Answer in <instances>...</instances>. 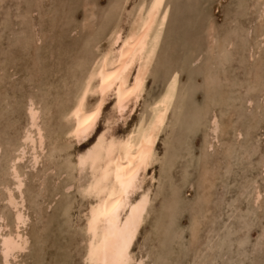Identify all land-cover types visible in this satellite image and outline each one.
I'll return each instance as SVG.
<instances>
[{
    "label": "bare ground",
    "instance_id": "1",
    "mask_svg": "<svg viewBox=\"0 0 264 264\" xmlns=\"http://www.w3.org/2000/svg\"><path fill=\"white\" fill-rule=\"evenodd\" d=\"M31 1L32 0H29L28 2L31 3ZM35 1H38V0H35ZM169 3H170L169 0H133V1L132 0H116V5H114L115 7L112 13L113 16H111L112 18L110 22H108L109 24L107 26L101 25L102 27L106 26L105 29H103L100 33L98 32L96 36L88 39L90 40V46H89L90 50L87 49L89 50V56L84 61V68L82 69L79 76L73 79V88L71 92H68L67 91L68 89L65 90L64 96L61 99V102H62L61 106L58 110L59 117L57 118V120L55 119L56 121L54 122L52 121V116H53L52 113L54 109V108L53 109L51 108L52 100L42 102L43 101L42 99L44 98L36 101L33 97H28V98L26 97L27 101H25L26 103L24 106L26 122L23 125V121H22L21 125L23 126L19 130V133L17 132L18 136H16L15 138L16 141L14 143V148L11 147V149L12 148L13 149L12 151H10L11 153L10 155L7 156L5 161L3 160L5 163L0 170V171H3L2 174L5 176V178L1 179L2 182L0 183V203L3 204L2 206L4 208L8 207V209H10V213L8 214L9 215L8 221L6 219V215H4L3 213V208L0 210V264H22V262L19 260V255L27 249L28 244L30 242L29 237L27 236L26 233H24V229H23L26 226V223L28 221V213L25 207L26 198L24 194L25 180L27 176V170L28 172L29 171L32 172L31 170H35L39 166H42V170H43L42 176L41 177L38 176L39 177L38 181L36 180L39 184H37V186H35L34 189H32L31 187L32 185L29 186L31 187V189H29L30 195L33 197L32 202H34L45 190L44 187H45L46 181L49 180L50 178L49 177L50 174L51 176L52 175L60 176L62 174V176L64 175L65 178L67 177L69 181L71 182L73 181V183L75 184V188L73 189L75 190H72V191H75V193L78 195L77 198L79 197L81 200L86 201L84 208H82L83 210L81 209L82 211L80 212V214L76 215V216H79L78 218H80V221H81V223L79 222L80 224L78 226V229L82 233V236L80 238V243L83 245V248H82L83 252L81 255V260H82L81 263L83 262L82 264H119V261L122 258L127 260V264H144L145 256L141 254L134 255L131 250V247H132L133 242H135L134 239L136 238L137 233L144 222L148 207H151V206L153 207L154 205L153 204L149 206V204L152 203V202L150 203V201L153 200L151 199V197H153L151 196L152 195L151 186L153 185L154 181L158 178L155 176L153 168L157 163L159 164V162L161 161V158L164 159L162 162L163 167L165 166L164 169H168L172 165L173 159L167 160V155L170 152L169 147H171V144H170L171 142L169 143L168 146H165V150L163 151V154H160L157 151L156 143L160 139V136L168 128L170 122H177L179 120L178 114L181 110V99L184 96V90H183L184 87L180 88L179 72L175 70L176 69L175 68L171 70L169 73L167 72L168 74L165 79L163 78L164 80L161 79V81H159L162 83V85L158 93L149 99L147 98L149 96L148 95L149 93L147 92L148 85L146 86V83H147L148 78L152 76L153 73L156 71L155 67L157 65L156 61L158 60L157 56L160 55L159 51L161 48V44L163 42L162 40L164 37L165 30L167 28V24L169 22L168 17L172 9ZM252 5L253 7H255L254 20L258 22V25H257L258 27H257V32L255 34V37L252 38L251 41L245 38L243 44H240V45H243L242 47H244L246 51V53H244L245 56L243 55V57L249 60L248 61V74L250 75L247 81V84L245 85L246 88L243 91V95L241 94L242 95V100H241L242 105L241 106L244 107L247 113H250L248 123L250 124L252 123L253 125H255L257 119L260 117L261 106H263L264 104L263 102L264 100V72H262L264 71V69L262 70V68H264V58L263 60L259 59L258 62L254 59L255 55H259L258 53H260L261 46L264 43V20H262L264 18V0H253ZM104 11L106 12L107 10H104ZM66 12L68 11L66 10ZM5 16H4V20L7 21V19H5ZM26 17H24V19H26ZM41 33L35 32L33 37L30 35L31 33L30 34L28 33V34L32 37V40L35 43H39L41 39L39 35ZM203 33H205L204 42L206 44V50L208 52V56H207L208 59H206V64H205V66L208 68H206V71L204 74L206 85H207L206 89L210 90L215 86L213 89L216 90V85L219 84V81H220L218 72L220 71L224 72L225 71L223 70L224 66L231 61L230 54H227V52L225 51H229V48L233 46V40L227 38L226 40L223 41V43H220L219 38H218V33H216L215 31V26L212 20H209L206 22L205 30ZM246 34H248V31L246 32ZM20 40H22L21 37H20ZM41 47H40V50H41ZM223 49L225 51H223ZM16 51H18V49ZM84 58L85 56H83V59ZM193 58H194V55H193ZM186 63H189V61ZM211 65L219 66V70L218 71L217 69L213 70L212 68H210ZM2 68H5V67H2ZM53 68L55 67H52V69ZM184 68L186 67H183V69ZM30 71H31V66H30ZM27 77L29 76L27 75ZM40 77H43V75ZM231 79L233 78L231 77ZM3 80L1 78V81ZM162 80L164 82H162ZM230 83L232 84V82ZM29 84L31 85V83ZM51 85L52 84H49L50 87ZM64 87L67 88V83L65 84ZM2 88L4 87L2 86ZM11 89L13 88L11 87ZM195 89H193L194 92H195ZM35 90H33V92ZM192 91L187 90L188 94H190ZM8 93L9 92H7L6 94L8 95ZM28 94H30V91ZM188 94L186 95L190 96ZM228 94L227 92H224V91L222 92V94H220V92L219 94L218 92L213 93V94L209 93L207 96L206 102L202 106L208 105L207 103L211 101L212 95L214 96L216 95L215 97L217 98V100L222 101L225 98L227 99ZM42 96L44 97V92L40 95V97ZM7 99L8 98H6L5 100ZM109 100H110L109 111L106 115H103L106 117L104 119L102 118L103 125H101L102 127L99 129L97 125L101 118L103 107L105 103L108 102ZM10 102L9 104L6 105V107H9L8 105L11 104ZM253 104H255V107H253ZM202 106H201V109L203 108ZM0 108H3V107L0 106ZM10 108H13V106ZM201 109L198 108V110L192 111V117H191L192 120L188 124L189 128L191 127L193 128L194 124L196 125L197 122L200 123L199 122L200 118L198 114ZM9 112H11V110H9ZM22 112L23 111H20L21 113L20 116L24 115V113ZM93 113H96L95 117L92 119H89L90 117H92ZM131 117L133 118L131 119V122L128 124V126L124 129V131H122L121 133H119L120 130L118 133L115 129L114 130L116 131V133L113 131V128L115 125H117L120 122L121 124L122 123L124 124ZM235 120L228 118L225 121L224 120L221 121V119H219V116L216 114V112L211 113L206 118L205 123L207 124V127H206L207 133L205 135L204 141L202 142V148L200 151V160H199L200 161V167H199L200 177L198 181V190L196 193L197 200L195 203V207L193 209L194 213L192 214L190 221L188 220L189 221V227H188L189 237L187 238H189V240H186L185 241L186 243L185 242L183 243V245L188 244V246L192 248V253L194 250L193 259L191 260L190 264H208L205 259L204 253H205V250L208 249L210 245H212V239L214 238V236L212 237L211 234L213 233H211L209 228H205V225H207L206 223H208L207 220H210V216L213 211V207H212L213 188H214V182L217 176L216 165L219 164V163H216V161H213L211 159V152L214 150L215 145H217L216 139L218 138V135L225 134L228 127H230V125L233 124ZM183 127L181 128V131ZM187 131L189 130L187 129ZM244 131H245L244 129L237 128L233 132L232 137L235 143L238 142L243 137ZM1 142H3L4 144L7 143L4 141H1ZM81 143H86V144L81 148V150L79 151L77 150V152L75 151V153H71L70 148L73 145H79ZM175 143L177 144V142ZM232 147L233 145L229 144L228 146H226L225 151L229 153ZM76 149H78V147ZM247 152H249V150ZM25 159H27V162L24 163L26 165L19 166L18 164L23 163ZM259 170L261 172L264 171V161L260 163ZM252 172H254V170ZM163 174L161 175L160 173L159 175V179H160L159 183L163 181V177H164ZM185 175L187 176L186 173ZM36 178L37 177L33 176L32 180L33 179L35 180ZM59 179L61 178L59 177ZM56 184L58 185L59 182L56 181ZM64 184L63 186L65 187ZM70 184H67L68 186L66 185V187L63 189V192L61 194L63 196V201L61 205L59 206V215L62 218L61 219L62 226H65L66 229H69L73 226V217L70 212L71 202H72L71 197H69V188H71L69 187ZM239 187H241L240 188L241 190L238 189L240 190L239 198L246 197L247 202L245 201L246 204L243 205V207L241 208L237 206L234 209L232 216L235 215L239 220L240 227L244 226L245 228L249 227V223L251 220L259 217L260 220H262L261 221L262 223H261V230H260V234L258 236L257 242L258 244L261 245L264 243V212H263L264 185L260 186L255 178L250 177V178H245L244 181L241 183V186ZM154 188L156 189V187ZM171 188L170 190H173ZM48 189L50 188L48 187ZM232 189H234V187ZM161 190L162 189L160 188V191ZM163 193L164 192L162 190V194ZM153 194L155 195L154 192ZM173 196L175 195L173 194ZM163 199L165 198H162V200ZM236 201L237 200H235V202ZM158 202L160 203V201ZM173 202L175 201L173 200ZM176 202H177V199H176ZM180 202H183V200L182 201L180 200ZM229 202L233 203L234 201L233 202L229 201ZM48 204L50 205L51 203H48ZM158 206L156 205V207ZM151 209L149 210V212L150 211L152 212ZM164 210L165 209H163V211ZM218 213H221V212H218ZM50 214L52 213L50 212ZM35 216L36 215H34V217ZM47 219H49V217ZM43 220L44 219H42V221ZM171 223L173 224L174 222H171ZM210 224L212 223H209V225ZM47 226L48 225L45 226L44 224V227H47ZM158 227L159 229H161L160 226ZM169 227L170 226H168V229ZM251 227H254V226H251ZM176 228L177 227H175L174 229L176 230ZM169 231H171V229H169ZM159 232H161V230H159ZM174 232L177 233V231H174ZM153 233H152V238H155ZM163 233L164 232H162V235L166 236L165 233L164 234ZM232 234L230 236H232L233 238L234 235ZM247 234L248 233H246L244 237L246 236L248 237ZM162 235L160 236V239L161 237L163 238ZM202 236H204L203 237L204 243L198 246L199 244L198 240ZM215 237H216V234H215ZM182 238H183V235H182ZM166 239L168 238L166 237ZM174 239L172 238V241ZM163 242L166 244L165 241ZM125 243L127 244L126 249H125ZM236 243L235 245H237ZM159 245H161V243H159ZM159 245H158V248L160 247ZM183 245L182 246L180 245V247L182 248ZM170 246L167 247L168 250L170 249ZM217 247L216 249L218 251ZM229 247L231 248V245H229ZM241 247L242 246H240V248ZM159 249L163 250L162 247ZM182 249H181V252H182L181 255L183 257L185 256L183 255L185 253L183 251L185 250H182ZM185 249H187V245ZM216 249L214 248V250ZM245 249H241V251L242 250L245 251ZM168 250L166 251L165 249L164 253L162 252L161 253L158 252V253L161 256V254L164 255L165 252H168ZM157 251L159 250L157 249ZM90 252L93 253V255H90ZM176 252L177 250L175 248L171 249V251L169 252L170 260L175 259ZM252 252H253V249H252ZM192 253H188V254H192ZM220 254H218V256ZM238 254L240 256V250ZM165 257L166 255L164 256V259ZM206 258H207V255H206ZM60 262L63 263L62 260ZM227 263L228 262H225V264Z\"/></svg>",
    "mask_w": 264,
    "mask_h": 264
},
{
    "label": "rangeland",
    "instance_id": "2",
    "mask_svg": "<svg viewBox=\"0 0 264 264\" xmlns=\"http://www.w3.org/2000/svg\"><path fill=\"white\" fill-rule=\"evenodd\" d=\"M28 1L29 0H0V36H1L0 37V55H1L0 56V65H1L0 66V72H1L0 74V86H1L0 87L1 88L0 89V103L1 105L0 106L3 107V108H0V111H1L0 116L3 119L2 120L0 117L1 119L0 121H2L0 122V147H1L0 156H2L0 157V170L5 163L4 161L7 158V156L10 155L11 153L10 151H12V149L14 148V143L16 141L15 138L16 136H18L17 132L19 133V130L26 122L24 106L26 103L25 101H27V98L33 97L36 101L44 98L42 99L43 100L42 102L52 100L51 108L52 109L54 108L53 113L56 116L55 117L54 114L52 113L53 115L52 121L54 122L57 120V118L59 117L58 110L61 106V103H62L61 99L64 96V92L66 89H68L67 90L68 92H71L73 88V79L79 76L82 69L84 68V61L89 56L90 40L88 39L96 36L98 32L100 33L103 29H105V27L109 24L108 22H110L112 18L111 16H113L112 13L114 11V7H115L114 5H116V0H88V1L86 0H38V1L32 0L31 3ZM169 2H170L169 4L172 9L168 17L169 22L167 24V28L165 30L164 37L162 40L163 42L161 44V48L159 51L160 55L157 56L158 60L156 61L157 65L155 67L156 71L153 73L152 76L148 78L147 83H146V86L148 85L147 92L149 93L148 94L149 96L147 98L149 99L158 93L162 85V83L159 81H161V79L163 78L165 79L167 74L175 68H176L175 70L179 72L180 88L181 87L185 88V89L183 88L184 98L182 97L181 99V110L178 114L179 120L177 122H170L168 128L164 131V133L160 136V139L156 143L157 151L160 154H163V151L165 150V146H168L169 143L171 142L170 143L171 147H169L170 152L167 155V160L173 159V162H172V165L168 169H164L165 166L163 167V164H162L164 159L161 158V161L159 162V164L157 163L158 165L156 164L153 168L154 174L158 178L154 181L153 185L151 186V194H152L151 196H153L151 197V199L153 200L150 201V203L151 202L152 203L149 204V206L153 204L154 205L153 207L151 206L152 209L151 207H148L144 222L142 226L140 227L136 238L134 239L135 242H133L131 250L134 255L141 254L145 256L144 264H154V263L156 264V262L157 264H163V263L165 264H178V263L179 264H190L191 260L193 259L194 250L192 253V248L189 247L188 244L183 245V243L186 240H189V238H187L189 237V231H188L189 221L192 217V214L194 213L193 209L195 207V203L197 200L196 193L198 190V181L200 177V170H199L200 151L202 148V142L204 141L205 135L207 133L206 132L207 124L205 123L206 118L211 113L216 112V114L219 116V119H221V121L223 120L225 121L228 118L232 120H235V119L236 120L233 122V124L230 125V127H228L225 134L218 135V138L216 139L217 145H215L214 150L211 152V159L213 161H216V163H219V164L216 165L217 176H216V179L214 182V188H213V201H212L213 211L210 216V220H207L208 223H206L207 225H205V228H209L211 233L214 234V235L211 234L212 237L214 236V238L212 239V245H210L209 248L205 250L204 256L208 264H215L216 261H217L216 264L218 263L225 264V262H228L227 264H232V263L233 264H264V243L260 245L257 242L258 236L261 230L262 220H260L259 217L254 218L253 220L250 221L249 227L245 228L244 226L240 227L239 220L235 215L232 216L233 215L232 213L234 212V209L237 206L241 208L247 202L246 197L239 198V193L241 190L240 189L241 187L239 186H241V183L244 181L245 178H250V177L255 178L260 186L264 185V171L261 172L259 170L260 163L264 161V158H263L264 157V108H263L264 104L263 106H261L260 117L257 119L255 125H253L252 123L251 124L248 123L250 113H247L244 107L241 106L243 91L246 88L245 85L247 84V81L250 75L248 74V61L249 60L243 57V55L245 56L244 53H246V51L244 47H242L243 45H240V44H243L245 38L251 41L252 38L255 37V34L257 32V27H258L257 26L258 22L254 20L255 7H253L252 5L253 0H169ZM66 10L68 12H66ZM104 10H107L108 12L107 11L106 12L108 14ZM4 16H5V19H7V21L4 20ZM24 17H26L27 20L24 19ZM209 20H212V22L214 23L215 31L216 33H218V38H219L220 43H223V41L226 40L227 38L233 40V46L229 48V51H225L223 49V51L227 52V54H230L231 61L224 66V69H223L225 70L224 72L223 71L218 72L220 81H219V84L216 85V90L213 89L215 86L210 90L206 89L207 85H206L205 75H204L206 68H208L205 66L206 59H208L207 58L208 52L206 50V44L204 42L205 33L203 32L205 30L206 22ZM262 20H264V18ZM6 23L9 25H7ZM101 25H106V26H103L104 27L103 28ZM247 31H248V34H246ZM35 32L37 33L42 32L39 35L41 38L39 43H35L32 40V37L35 34ZM28 33L29 34L31 33L30 35L32 37ZM20 37L22 40H20ZM13 45H15L16 47ZM40 47H41V50H40ZM17 49L18 51L20 50L21 51L18 52L16 51ZM8 50L11 52H9ZM258 54L259 55H255V58H254L257 62L259 59L263 60L264 58V43L262 44L260 53ZM193 55H194V58H193ZM83 56H85L84 59H83ZM201 56H203L204 59ZM188 61L190 64L186 63ZM30 66H31L32 72L30 71ZM2 67H5V68H2ZM52 67H55V68L52 69ZM183 67H186V68L183 69ZM210 68H212L213 70L217 69V71L219 70V66L211 65ZM263 69L264 68H262V70ZM27 75L29 77H27ZM42 75L43 77H40ZM231 77L234 80L231 79ZM1 78L2 80L4 79L3 81L5 83L1 81ZM163 80L162 82H164ZM28 82L31 83V85ZM158 82L161 84H159ZM230 82H232V84ZM66 83H67V88L64 87ZM49 84H52L51 87L49 86ZM8 85L9 86L12 85V86L9 87ZM2 86L4 88H2ZM11 87L14 90L11 89ZM194 87L197 89H195ZM193 89H195V92ZM33 90L35 91L33 92ZM187 90L188 91L193 90L192 91L193 93L189 92L190 94H188ZM6 91L10 93V95L8 93L9 96L6 94L7 93ZM29 91H30V94H28ZM223 91L227 92V94L229 93L227 95V99L225 98L224 100L219 101L215 97L216 95L215 96L212 95L211 101L207 103L208 105L202 106L206 102L207 96L209 93L213 94V93L218 92L219 94L220 92V94H222ZM43 92H44V97L43 96L40 97V95ZM186 94L190 96H187ZM9 97L10 98L13 97L12 98L13 100L10 99ZM6 98H8L9 100L8 99L5 100ZM7 101L9 102L11 101L10 102L11 104L8 105L9 107H6V105L9 104V102ZM109 104H110V100L106 102L103 107L102 115L97 125L99 129L102 127L101 125H103L102 120L106 117L103 115H106L109 111ZM12 106L13 108H10ZM201 106L203 107L202 109H201ZM20 107H22L23 109ZM253 107H255V104H253ZM198 108L201 109L198 114L200 118L199 119L200 123L197 122L196 125L194 124L193 128L192 127L189 128L188 124L192 120L191 119L192 111L198 110ZM9 110H11V112H9ZM20 111H23L22 113H24V115L20 116L21 114ZM4 112L7 113L8 115L5 114ZM132 118L133 117L128 119L124 124L123 123L121 124L120 122L117 125H115L113 128V131L115 133L116 131L118 133L119 130H120L119 133L124 131V129L131 122ZM22 121H23V125H21ZM181 126L182 127L184 126L182 131H181V128H182ZM237 128L244 129L245 131H244L243 137L238 142L235 143L233 141L232 134ZM187 129L189 131H187ZM1 141L7 142V143L4 144ZM175 142H177V144ZM85 144L86 143H81L79 145H73L70 148L71 153H75V151L77 152V150L78 151L81 150V148ZM229 144H232L233 147L230 150V152L227 153L225 149H226V146H228ZM11 147L13 148L11 149ZM77 147L78 149H76ZM248 150L249 152H247ZM26 162H27V159H25L23 163L18 164V165L25 166L26 164L24 163ZM237 170L239 173L237 172ZM253 170L254 172H252ZM31 171L32 172L30 171L28 172L27 170V176L25 180L24 194L26 198L25 207L28 213V221L26 223V226L23 228L24 233L27 234V236L30 239V242L28 244L27 249L19 255V260L22 262V264H82L83 262L81 263L82 261L81 255L83 252V249H82L83 245L80 243V238L82 236V233L78 229V226L81 223V221H80V218H78L79 216H76V215H79L80 212L83 210L82 208H84L86 201L81 200L79 197L77 198L78 195L75 193V191H72V190H75L73 189L75 188V184L73 183V181L72 182L69 181V179L67 177L65 178L64 175L62 176V174L60 176L58 175L51 176L50 174L49 176L50 178L49 180L46 181V184L44 187L45 190L34 202H32L33 197L30 195L29 189H31V187L32 189H34L35 186L39 184L37 181H38V178L42 176V173H43L42 166H39L35 170H31ZM229 171H231L232 173ZM184 172L187 174V176L185 175ZM2 173L3 171H0V177H1L0 183L2 182L1 179L5 178V176ZM160 173L161 175L164 173L163 181L161 183H159ZM33 176L37 178L35 180L34 179L32 180ZM59 177L61 179H59ZM55 180L59 182L58 185L56 184ZM233 180L235 181V183ZM63 184L65 185V187L67 184H70L69 187H71V188L69 187L68 188H69V197H71V200H72L70 212L73 217V226L69 229H66L65 226H62V222H61L62 218L59 215V206L61 205L63 201V196L61 194L63 192V189L65 188ZM46 185L50 189H48ZM154 187H156V189ZM233 187L234 189H232ZM160 188L163 190L164 192L163 194H162V190L160 191ZM170 188L173 189L175 192L173 190H170ZM153 192L155 193L156 196L153 194ZM173 194L175 196H173ZM47 195L49 198L47 197ZM229 195L232 197H230ZM162 198H165V199L162 200ZM154 199L155 201L156 200L157 201L155 202ZM176 199H177V202H176ZM173 200L175 202H173ZM180 200L181 201L183 200L184 203L180 202ZM186 200L189 202H187ZM235 200L237 201L235 202ZM158 201H160V203ZM229 201H232V202L234 201V202L231 203ZM48 203H51V204L49 205ZM2 205L3 204L0 203V207ZM156 205L157 206L159 205L160 207L159 206L156 207ZM47 207L48 208L50 207V208L48 209ZM2 208H3V213L4 215H6V219L8 221L9 219L8 214L10 213V209H8V207H5L6 208L5 209L2 206L0 210ZM149 208L152 210V212L151 211L149 212L150 210ZM163 209L165 210L163 211ZM50 212L52 214H50ZM218 212H221V213H218ZM263 212H264V207H263ZM169 213H171L172 215ZM177 213L179 214V216ZM34 215L36 216L34 217ZM48 217L49 219H47ZM42 219L44 220L42 221ZM43 222L45 226L46 225L48 226L44 227ZM171 222H174V223L172 224ZM209 223H212V224L209 225ZM158 226H160L161 229H159ZM168 226L171 227V228L169 227V229H171L172 232L169 231ZM251 226H254V227H251ZM172 227L174 228L177 227V228L175 230ZM159 230H161V232H159ZM173 230L177 231V233L174 232ZM162 232H164L166 236L162 235ZM152 233L155 236V238H152ZM246 233H248L247 235L249 238L247 236H246L247 238L244 237ZM215 234H216V237H215ZM231 234L234 236L236 235V236L235 237L233 236L232 238V236H230ZM161 235L165 239H163L162 237L160 239ZM182 235H183V238H182ZM166 237L168 239H166ZM179 237H181L182 239ZM203 237L204 236H202L198 240V243H199L198 246L204 243ZM172 238L173 239L175 238V239L172 241ZM163 241H165L167 245ZM157 242L161 243L162 246L159 245V243ZM235 243L237 245H235ZM157 244L160 246L159 248L162 247L163 250L159 249ZM164 244L166 245V247ZM78 245H80L81 247ZM180 245L181 246L183 245L182 248L184 249H182ZM186 245H187V249H185ZM229 245H231V248L229 247ZM243 245L248 250L245 249ZM169 246H170V249L168 250L167 247ZM240 246L242 247L240 248ZM212 247H214L215 249L217 247L218 251L217 249L214 250V248ZM173 248H175L177 252L175 253V259L170 260L169 252ZM157 249L159 251H157ZM165 249L166 251L168 250V252H165L164 255L161 254L160 256L159 253L161 252L164 253ZM181 249L185 250L183 251L185 252L183 254L185 256L183 257L181 255L182 254ZM241 249H245V251L244 250L241 251ZM252 249H253V252H252ZM239 250H240V256L238 254ZM216 251L218 252V254L220 253L221 254L218 256ZM188 253H192V254H188ZM165 255L166 257L164 259ZM206 255H207V258H206ZM245 257L246 258L249 257V258L246 259ZM61 260L63 261V263L60 262ZM182 260L184 263L182 262Z\"/></svg>",
    "mask_w": 264,
    "mask_h": 264
},
{
    "label": "snow or ice",
    "instance_id": "3",
    "mask_svg": "<svg viewBox=\"0 0 264 264\" xmlns=\"http://www.w3.org/2000/svg\"><path fill=\"white\" fill-rule=\"evenodd\" d=\"M95 115H96V113H93V114H92V117H90L89 119L94 118ZM126 247H127V244L125 243V249H126ZM90 255H93V253L90 252ZM122 255H123V254H122ZM119 264H127V260L124 259V258H122V259L119 261Z\"/></svg>",
    "mask_w": 264,
    "mask_h": 264
}]
</instances>
